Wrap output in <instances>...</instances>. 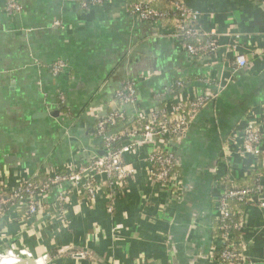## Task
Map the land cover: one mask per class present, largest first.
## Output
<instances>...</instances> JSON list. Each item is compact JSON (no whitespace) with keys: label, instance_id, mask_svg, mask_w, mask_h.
<instances>
[{"label":"crops","instance_id":"obj_1","mask_svg":"<svg viewBox=\"0 0 264 264\" xmlns=\"http://www.w3.org/2000/svg\"><path fill=\"white\" fill-rule=\"evenodd\" d=\"M17 1L23 10L10 16L0 0V176L10 188L33 178L43 182L45 169L76 167L94 157L103 144L96 134L98 119L88 109L100 107V116H106L116 92L131 78L145 75L137 83L138 109L157 105L154 92L181 77L193 83L186 95L208 73L223 89L190 120L177 146L182 192H170L150 174L152 147L140 144L123 158L135 169L133 178L118 189L109 181L90 204L72 194L59 211L56 189L37 216L9 206L0 221V253L21 248L36 258L60 253L45 264H219L211 260L220 246L214 216L218 186L224 178L244 180L251 171L264 170V157L242 148L249 120L264 130L260 0H185L200 12L205 30H218L223 44L211 60L193 63L170 36V27L134 21L123 0L88 10L72 0ZM235 43L248 60L236 71L233 51L226 47ZM58 59L67 69L54 76L48 66ZM105 190L117 191L113 203ZM242 221L245 257L250 264H264V211L257 199L246 206Z\"/></svg>","mask_w":264,"mask_h":264},{"label":"built area","instance_id":"obj_2","mask_svg":"<svg viewBox=\"0 0 264 264\" xmlns=\"http://www.w3.org/2000/svg\"><path fill=\"white\" fill-rule=\"evenodd\" d=\"M82 10H88L94 5H103L113 0H72ZM134 21H147L164 29L170 27V36L188 54L193 63L197 58L212 57L223 47L221 34L216 28L205 30L199 23L201 14L187 4L185 0H123ZM264 6V0H260ZM163 5V6H160ZM165 7V8H164ZM4 10L10 16L22 12L23 7L17 0H5ZM59 25L60 22H56ZM236 39L240 36L236 35ZM229 51H233L235 59L234 70L248 65L246 55L239 51L240 45L226 44ZM54 76L62 75L67 69V62L58 59L48 66ZM145 75L131 78L125 82L115 94V105L106 115L100 116L103 109L90 107L88 112L98 121L96 134L103 144L95 156L81 163L79 166H65L55 170H44L47 176L43 182L30 179L10 188L3 183L0 176V205L15 207L17 211L24 210L27 216L39 215L45 207V200L58 190L56 209L63 211L65 203L72 194L82 195L87 203H92L99 191L109 188V181L115 182L117 189L126 184L135 173L134 168L123 163L124 155L135 151L140 144L150 143L151 152L147 157L150 174L165 186L170 192H182L184 181L180 172L181 161L177 155V146L186 135L190 120L212 100L221 95L223 85L218 83L212 73L199 78L200 85L193 87V93H185L193 83L190 78L175 79L168 87L156 90L154 100L157 105L150 109H138L137 83ZM172 101L164 103L168 98ZM59 104L66 107V97L63 92L59 94ZM135 108L134 112L131 109ZM256 118V117H255ZM123 139H129L124 142ZM114 145L116 147L112 148ZM120 145V146H119ZM227 145V144H226ZM243 151L252 156L264 157V130L253 119L249 120L243 131ZM222 181L231 183L226 188H220L215 198V219L219 234V247L213 251L211 260L219 264H250L245 257L244 245L240 238L235 237V230L242 227L233 223L232 203H252L257 199L264 211V176L255 186L240 187L229 177ZM218 184V182H217ZM115 190V189H113ZM106 191V200L113 203L117 191ZM4 212L0 208V221ZM77 257H88L86 251L71 250ZM4 255H15L21 260L33 258L37 264H43L51 258L49 254L34 257L27 249H8ZM60 254V253H59ZM93 258V256H90ZM146 264V263H145Z\"/></svg>","mask_w":264,"mask_h":264},{"label":"trees","instance_id":"obj_3","mask_svg":"<svg viewBox=\"0 0 264 264\" xmlns=\"http://www.w3.org/2000/svg\"><path fill=\"white\" fill-rule=\"evenodd\" d=\"M160 6H163V5H160ZM62 110L65 111L66 108L63 107ZM262 176H264V170H253V171L250 172V174L247 176L246 179H244V180H236L235 183L238 184V186H240V187L255 186L256 183L258 182V180ZM34 180L37 181L36 178H34ZM230 185H231V183H226L225 181H222L218 187L222 189V188H226L227 186H230ZM246 206H247L246 203H240V204L232 203L231 204V209L233 211L232 222L234 224L235 223H237L239 225L241 224V222H242V214L245 211ZM0 208H1V210L3 212H6L7 211L6 209L8 208V206L0 205ZM217 225H218V223H217ZM217 231L220 234L221 231L219 230V228H218ZM218 232H216V234ZM235 237H236L237 240L240 238V229L235 230ZM58 254H59V252L57 250H56V253H54L52 251L49 252V256L50 257H52L54 255H58Z\"/></svg>","mask_w":264,"mask_h":264},{"label":"bare ground","instance_id":"obj_4","mask_svg":"<svg viewBox=\"0 0 264 264\" xmlns=\"http://www.w3.org/2000/svg\"><path fill=\"white\" fill-rule=\"evenodd\" d=\"M13 259L11 256L0 255V264H24V261Z\"/></svg>","mask_w":264,"mask_h":264},{"label":"water","instance_id":"obj_5","mask_svg":"<svg viewBox=\"0 0 264 264\" xmlns=\"http://www.w3.org/2000/svg\"><path fill=\"white\" fill-rule=\"evenodd\" d=\"M60 113V111L58 110L57 112H56V114H59ZM55 114V113H54ZM53 114V115H54ZM114 147H116V145H114L112 148H114ZM98 153L99 154H101V155H103V154H105L106 152L105 151H101V152H99L98 151ZM24 264H37V262H36V260H34L33 258H30V259H25L24 260Z\"/></svg>","mask_w":264,"mask_h":264}]
</instances>
